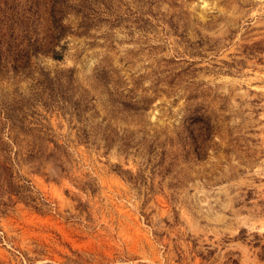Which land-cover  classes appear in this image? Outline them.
<instances>
[{"label": "rangeland", "instance_id": "1", "mask_svg": "<svg viewBox=\"0 0 264 264\" xmlns=\"http://www.w3.org/2000/svg\"><path fill=\"white\" fill-rule=\"evenodd\" d=\"M0 264H264V0H0Z\"/></svg>", "mask_w": 264, "mask_h": 264}]
</instances>
